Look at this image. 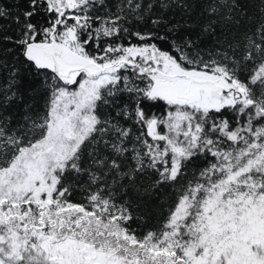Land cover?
Segmentation results:
<instances>
[{"label": "snow or ice", "instance_id": "obj_1", "mask_svg": "<svg viewBox=\"0 0 264 264\" xmlns=\"http://www.w3.org/2000/svg\"><path fill=\"white\" fill-rule=\"evenodd\" d=\"M0 264H264V0H0Z\"/></svg>", "mask_w": 264, "mask_h": 264}, {"label": "trees", "instance_id": "obj_2", "mask_svg": "<svg viewBox=\"0 0 264 264\" xmlns=\"http://www.w3.org/2000/svg\"><path fill=\"white\" fill-rule=\"evenodd\" d=\"M8 3H11V0H7ZM6 23H9V22H6Z\"/></svg>", "mask_w": 264, "mask_h": 264}, {"label": "rangeland", "instance_id": "obj_3", "mask_svg": "<svg viewBox=\"0 0 264 264\" xmlns=\"http://www.w3.org/2000/svg\"><path fill=\"white\" fill-rule=\"evenodd\" d=\"M6 22H9L10 23V21H4V23H6ZM77 199H79V197Z\"/></svg>", "mask_w": 264, "mask_h": 264}]
</instances>
